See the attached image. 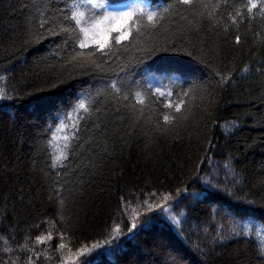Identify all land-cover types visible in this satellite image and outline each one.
<instances>
[{
  "label": "trees",
  "instance_id": "obj_1",
  "mask_svg": "<svg viewBox=\"0 0 264 264\" xmlns=\"http://www.w3.org/2000/svg\"><path fill=\"white\" fill-rule=\"evenodd\" d=\"M103 2L0 0V264H264V0Z\"/></svg>",
  "mask_w": 264,
  "mask_h": 264
},
{
  "label": "snow or ice",
  "instance_id": "obj_2",
  "mask_svg": "<svg viewBox=\"0 0 264 264\" xmlns=\"http://www.w3.org/2000/svg\"><path fill=\"white\" fill-rule=\"evenodd\" d=\"M184 4H190L191 0H182ZM84 3L91 5L93 9H103L105 12V15L103 17L104 20L114 21L115 27H112L110 30H104L99 28V22L96 24H90V18H87L84 11L80 10L79 4H73V11L71 12L70 19L74 22L75 26L79 29V33L82 34L83 39L80 40L79 47L81 49L87 48L91 45H94L98 47L99 49H105L112 37L111 33L115 32L118 35L115 37L116 43H120L121 41L127 40L129 38V31L128 27H130V22L133 21L134 16L137 12L143 13L147 15V18L149 21H152L154 17L157 15L155 12L148 11L145 12L143 7L138 4H132L127 7L126 10L121 11H108V6L106 3L103 2V0H84ZM258 3L257 0H248V3L245 5L247 8V11L251 13L253 9L257 8ZM259 7L264 9V3H260ZM239 14V13H238ZM88 25V26H86ZM43 26V25H41ZM237 42H239V37H237ZM112 87L119 92L120 89L117 88L116 84L113 83ZM157 93L160 95H164L165 93L160 92L159 89H157ZM137 100L139 103L143 104L144 99L140 92L135 93ZM0 98H3L0 96ZM79 107L82 109H85V104L81 102L79 104ZM167 107H175V110L177 112L180 111V105H172L171 102L168 103ZM86 110V109H85ZM164 119L167 121L168 117L165 116ZM63 126H61L62 130ZM64 139L67 141L69 137L65 136ZM132 228H136V224H132ZM117 232L120 231L119 227L115 229ZM50 238V237H49ZM38 242L43 243L44 239L43 237L37 238ZM60 247H63L61 245ZM88 264H91V261H88Z\"/></svg>",
  "mask_w": 264,
  "mask_h": 264
}]
</instances>
